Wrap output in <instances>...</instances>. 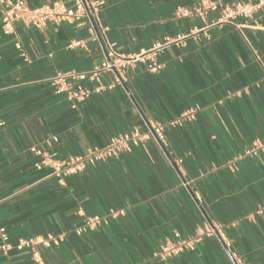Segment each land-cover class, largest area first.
<instances>
[{"label": "crops", "instance_id": "0c3cea01", "mask_svg": "<svg viewBox=\"0 0 264 264\" xmlns=\"http://www.w3.org/2000/svg\"><path fill=\"white\" fill-rule=\"evenodd\" d=\"M22 1L32 8L74 6V0ZM103 1L99 17L120 54L193 34L159 55V72L138 64L124 85L73 109L49 79L93 68L104 53L100 42L87 25L70 21L16 23L5 34L0 6V227L12 244L62 236L59 246L41 250L42 264H264V151L246 154L264 144V12L214 24L219 14L206 22L181 15L202 0ZM113 81L112 74L103 78L105 85ZM192 108L194 120L169 126ZM153 121L166 125L164 148L154 139L132 146L64 185L35 168L32 146L65 159L101 149L117 134L147 132ZM79 210L108 222L78 236ZM209 228L214 234L202 236L194 251L156 257L176 234L189 238ZM0 264L37 263L13 249L0 250Z\"/></svg>", "mask_w": 264, "mask_h": 264}, {"label": "built area", "instance_id": "2783aa9c", "mask_svg": "<svg viewBox=\"0 0 264 264\" xmlns=\"http://www.w3.org/2000/svg\"><path fill=\"white\" fill-rule=\"evenodd\" d=\"M104 5L103 0H74V6L69 8L62 3H53L39 7H29L22 0H0L2 7V26L5 34L14 32L16 23H23L35 27H43L48 22L59 24L70 21L77 23L78 26L87 25L88 33L94 42H100L104 50L101 61L93 68L83 72H59L49 79V83L54 88L56 95L66 98L71 108L77 109L80 105L87 102L93 94L103 91H111L115 86L124 85L127 82V71L138 64L144 65L146 70L151 73L159 72L163 66L158 62L159 55L168 47L184 43L193 32L188 35H178L176 37L166 36L162 41L157 42L151 49L132 54L118 53L114 45L107 41L105 28L100 20L99 13ZM264 12V0H253L244 3L242 0H202L192 12H180L183 16L196 15L203 22L210 14H219L214 24L235 20L253 19L256 15ZM80 42L72 43V47L79 46ZM16 48L21 52L22 57H26L23 46L20 42ZM112 74L114 81L105 85L103 78ZM83 83L95 84L93 89L83 86ZM197 109L192 108L181 114L178 118L171 121L169 126H182L186 121L195 119ZM166 125L160 122H150L147 132L121 133L110 138L108 144L101 149L90 150L87 154L70 156L65 159L56 158L55 154L46 152L38 146H32L30 152L37 158L35 168L38 171L47 169L55 177L60 185H64L69 177L85 172L88 168L97 163L107 162L121 154L130 151L132 146H141L147 141L154 139L163 148L166 144L165 136ZM57 141V138H53ZM258 149L264 151V144H255L246 154H255ZM84 217L83 225L76 230L78 236H82L96 228L102 222L99 217H88L82 210L78 211ZM119 212H111V218H116ZM219 230V228H216ZM214 231L206 229L202 235L182 238L176 234L174 240L168 242L156 254L157 258L163 261L178 257L196 249L197 244L202 240V236H212ZM63 241L62 236H37L19 239L15 244L11 243L10 235L6 228L0 227V250L7 255L11 250L28 251L33 261L42 264L41 250L51 246H59ZM235 264H244L239 259Z\"/></svg>", "mask_w": 264, "mask_h": 264}]
</instances>
